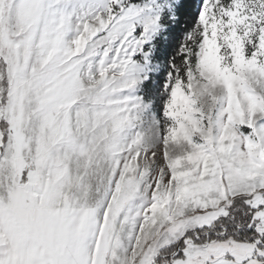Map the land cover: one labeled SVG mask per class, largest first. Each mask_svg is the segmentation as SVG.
<instances>
[{"label": "snow or ice", "instance_id": "obj_1", "mask_svg": "<svg viewBox=\"0 0 264 264\" xmlns=\"http://www.w3.org/2000/svg\"><path fill=\"white\" fill-rule=\"evenodd\" d=\"M0 264H264V0H0Z\"/></svg>", "mask_w": 264, "mask_h": 264}]
</instances>
